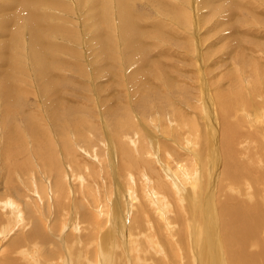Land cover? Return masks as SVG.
I'll return each instance as SVG.
<instances>
[{
  "label": "bare ground",
  "instance_id": "bare-ground-1",
  "mask_svg": "<svg viewBox=\"0 0 264 264\" xmlns=\"http://www.w3.org/2000/svg\"><path fill=\"white\" fill-rule=\"evenodd\" d=\"M19 1L20 0H7V2H9L8 4L5 3V1V4L3 3L2 5H0V14L2 13L0 17H3L4 19H2L5 21L4 24L0 25V31L1 28H8V25L6 23L9 22V19H11L10 15L7 16L5 14L3 16V10H7L6 8H8V6H13L15 8L19 3L20 5H22L23 10H26L27 13L30 12L28 15V19H26L24 23L30 28V31L32 32L31 38L33 37V39L36 40L38 36V38L40 39V43L43 45L45 41L42 43L41 40L46 37L43 36L44 33L42 35V31H40L39 33L37 32L39 30H43V13L40 14L38 12V14L35 15L37 10L32 11L30 9L32 0H26V2ZM116 1L118 4L116 3ZM127 1L128 0H115L116 7L118 6L117 16L115 17L109 15L108 9L110 7L108 6V0L107 2L106 0H96V5H91L88 8L91 12V23L97 24L98 27L99 24H101L104 29L106 28L105 26L107 24L110 25V27L114 25L112 29L107 26V28L111 30H105V33L108 32L105 36L103 35L102 27H99L98 32H100L101 34L100 36L93 38V40L96 41V44H98L99 48L102 51V54H106V60L107 58L109 60L113 59L112 57L114 55H112L111 52L113 49L120 50L122 48L124 54H127V60L129 61V63L133 64L138 69L140 68V70H145V67L138 63L139 61L142 63L144 62V50L140 46V43H144L145 47H151L152 44L146 45L145 39L151 37L152 35L148 33L147 29L144 30L145 26L144 24H140V17L138 19L137 17H135V15L134 17L136 19H133L134 21L128 20L129 16L127 13H129V5H126ZM159 1H161V3L163 4L162 0ZM217 1L218 0H215L213 3ZM189 3L190 2H188V4ZM5 5H7V7ZM106 5L109 8H107ZM48 9L49 8H47V10ZM213 9L215 8L211 7L210 14H212ZM160 10L161 9H159V11ZM161 11V15H164V10ZM92 12H95V14ZM232 13L234 14V9ZM173 15L174 14H172V16ZM47 16L48 15H46V18ZM175 16L176 15H174L173 18ZM49 17H52V14L51 16L49 15ZM43 21H45V19ZM111 22L113 24H109ZM47 24L51 23L47 22ZM54 24L57 25V23L55 22ZM116 24L118 25V27H115ZM51 25H49V27ZM227 25L230 26V28H227V34L230 35V37L227 39H232L234 37L232 41H236L238 43V46L240 44V39H238V37L234 35L235 33H233L235 29L233 22L232 24L227 22ZM139 28L141 29L139 30ZM116 30L117 33L124 34L122 40L125 41V44L120 43V41L118 40L120 39V37L118 39L115 38L116 41H114L115 43L118 42L119 46H117L116 44H112L111 41H109L110 39H112L111 33H113L114 36V34H116L114 33ZM51 31L57 32L55 27ZM6 32L8 31H5V33ZM102 36L105 39H103ZM157 36L159 37L160 35L154 34L155 38H158ZM236 38L239 42L236 40ZM105 40L106 42L102 43ZM49 45L50 44H48V46ZM209 47L211 48V46H208V48ZM234 48H230V46H227V44H225L226 54L228 56L232 55ZM34 49L35 48L33 47L32 58H35V56L38 54L34 51ZM36 51L38 52V50ZM117 51L118 50H116V52ZM209 52L208 53L211 54L214 51L210 49ZM167 54L169 55V53ZM1 55H3V53ZM136 55L139 57L134 58ZM43 57H47V55L45 56V52ZM43 57L39 56L41 64L40 73L44 76H47V71L49 68L47 61H49V57ZM52 57L53 56H51V58ZM246 58L247 57H245V60ZM120 61L121 60H119V62ZM220 62L221 61L218 60L217 64H219ZM253 62L255 63V61ZM109 64L108 62L106 63L107 67ZM261 70L259 71V73L263 74ZM236 73H228L226 81H234V84L235 82H237V84H235V87H239L240 85L245 84L246 87L244 92L251 93L252 95L248 96L254 99L248 104H244V108L246 110H250V106L254 108L257 104L261 110H264V88L262 87L263 94L260 89L257 92H251L252 86H250V83L248 82L250 80H246L244 82V76L247 73L245 71H243V74L239 72L241 75H243L244 78H242L241 75L240 78L239 75L235 77L237 75ZM134 74L137 75L136 72H134ZM145 75L146 74L142 76L145 77ZM116 77H118V82H116L118 84L116 85V87H119V85L121 84L120 79H124V77H122V75ZM116 77L113 76V80ZM262 78H264V76ZM135 79L139 83L142 90H147L149 87H152L146 84L147 82H142L139 75ZM46 84V86H48V89L50 90L53 84L52 81H48V83ZM155 84H157V82ZM17 88L18 87H16V90ZM153 89L154 87H152V90ZM221 90L217 88L211 94L212 107L210 105V101H208L207 105L210 112L208 110L206 111L205 118L202 117L199 110H195V108L198 107V104L196 105V107L191 106L193 107L191 108V110L195 111L194 114H191L188 113L187 109H183L182 107H173V103V106H171V102L169 101V107L175 109L171 110L170 108L168 110L171 111L168 112V110H166L167 108L163 110V107V109L161 111L159 110V112H152L154 113L152 115V119L142 118L141 121L138 119V121H136L135 123L131 118L123 121L118 120V123H116L117 121H114V123L108 122L109 124H111V126L108 125L110 127H108L110 130L108 137L114 140V142L116 143L114 148L116 149L113 150L111 148L112 146H108L106 155L107 158H109L107 159V163L105 161L104 162L105 165L108 164V166H110V159L114 158L115 163L116 161H118L121 165L119 169H116L117 173L115 174L114 182L110 177V174H113L111 173V171L109 174L110 179L105 180V175L107 176L108 174H105L106 170H104L102 167L101 159L99 160L100 155L98 152L100 150L98 151L96 149L98 146L96 142L95 146H93L95 139L92 140V142L89 138L90 133H85L83 130V132H80V130L76 129V132L72 133V126L76 125V122L74 123L72 119V121L70 122L73 123L67 126L64 124L65 122L63 123L61 121L65 126H63L62 129L59 127L61 129L60 134L65 139H67L68 143L70 142L69 139H71L73 136L75 137H73L74 139L83 142V144L89 145L90 142L93 143L92 145H90L89 150L84 148L85 146H80L79 148L77 147L78 150L80 149L84 153V157L82 156V158H85L86 155H88L87 158L89 159L92 157L91 160H88V162L91 163L88 164V162L84 161L87 164L81 165L79 161L84 163L82 160H74V166L70 164L68 165L67 171L69 172L71 170V174L68 175L70 178H68V180L66 181L65 177H67V175L65 173L68 172H65L63 169L64 166L62 167L57 162L56 167L54 166L55 168L53 169V177L55 178V182L48 183L47 189H45L46 186H42L43 191H39L37 188L35 189L37 190V195H39L38 193H41V196L43 197L41 205H43V207H45L46 209L45 210L43 208L46 211V214H43L44 217H48L50 216V214H52V216H50L52 217V219H48L50 222V224H47L48 227H45L46 224H43L44 220L41 219L42 216H38V212L40 210L38 211L34 209L36 205L33 208L27 205V209L24 210L25 212L27 211L25 218L23 209L18 206L17 203H15L11 195L9 196L10 199L7 198L8 196L0 199V264H50L46 262V260L48 259L55 260L52 264H57L56 259H58L57 261H59L60 264H70L71 260L73 259L71 258V255L72 257L76 256V258H74L76 260H73L71 264H264V232H262L264 230V144L262 143V146L258 143V141H256L259 140V136H263L260 134L261 132L259 130V125L257 124L264 120V112L257 113L249 112L246 110H239L238 113L237 109L234 110L233 107L229 108L227 106L223 108H226L227 113H224L223 111L221 112L217 109L219 105L218 100L223 101V99L228 95L232 96V92L226 93L222 92ZM229 90L234 92L233 87H231ZM18 91H20V88L19 90H17V92ZM48 92L50 93V91ZM54 92L56 93V90H54ZM18 93L20 94V92ZM0 94L4 95L5 101H7L9 97H11V92L8 85H3ZM55 95L57 96V94ZM55 95L53 96V98L55 97ZM246 96H240V98H245ZM47 97L48 96L46 95V98ZM56 98L53 99V101H56L55 103L56 105H58V100H56ZM136 102H138V100ZM53 112V116H55L56 120L58 118L59 112H57V110H54ZM184 112L187 113V115ZM210 113H213L214 119L218 118L216 125H214L213 123L211 124V126H216L215 128H217V124H221L220 131L218 130L219 135H217V132L214 130V139L212 138L213 136L211 137V135L209 134L210 125L203 122V120L208 121V119L210 118ZM77 118H74V120L77 121ZM67 119H69V117ZM187 119H190V122H188ZM60 120L64 119H57V122H60ZM110 120L113 121L112 118ZM233 120L234 122L235 120L238 122L236 126H233V124L229 123L233 122ZM151 121H155V123L152 125H155L157 123L158 127L156 129L151 125L150 127H152L153 131H150L148 129V125L150 124L149 122ZM66 122L68 121L66 120ZM106 124L107 123H105L104 125ZM78 126L80 127L81 125ZM103 127L99 130L105 129ZM59 128L58 134L60 131ZM87 129L89 130L90 128ZM146 130H149V132H147ZM128 131H134V133L129 136L127 135ZM70 135L72 136L71 138ZM10 136L11 134H9V138ZM241 136H248V140H250V142H256L255 147H258V152H255L254 155H250L251 151L238 150L236 148V143H238L237 139ZM59 142L62 143L61 140ZM29 144H32V148H35L34 145L36 143ZM75 149H71L70 151V154L73 156L72 158H77V154H79V152L81 153L80 150L78 151L77 149ZM260 151L263 152V158L262 162L259 164L260 166H257L255 165L257 164L255 163L257 161L255 158L257 154L260 155ZM75 152H77V154ZM11 153H15V151ZM7 154H9L8 151L4 149L3 155L8 157ZM79 155L81 156V154ZM93 160L98 161L93 162ZM92 163L98 164L94 165ZM7 164L10 165L11 163L7 162ZM96 167H99L98 169L100 173L98 172V176L101 175V180H99L100 177L97 178L96 174L98 173H95L96 171L94 172V169H96ZM125 167H128L127 172L123 171ZM106 169L109 170V168ZM90 176L93 179H91ZM88 179H90L93 188L97 193L99 187H106V193L103 194L104 191L102 192V194L99 192V195L97 196L94 192V189H91L92 192L90 193L89 186L87 185ZM115 179L118 183V186L115 183ZM69 180L71 182V187H69L67 183ZM97 180H99L100 183ZM123 180H125L124 187ZM113 184H115L114 188L118 187L116 192L118 193V197L115 198L117 202H114V199L112 200V193H110V187L112 189ZM22 185L23 184H21V186ZM22 187L20 188L22 189ZM255 187L257 189H255ZM15 188L18 193L21 192L20 188L14 187V190ZM248 189L250 190L249 192ZM70 196L71 198H73V203L72 200L71 205L69 203V208L71 209L73 220L76 218V215H78V218L76 219L77 223H75L74 227H72V230L75 229L74 231L77 235H75V239L71 243H69L70 241L68 242L67 240V242L69 243L68 244L67 242H65V240L67 239L66 237V239L64 240L62 238V235L59 236L60 234H63V232H61L63 230V227H61L60 229L58 228L59 231L57 230V235H55L56 231L54 225H56V222L61 223L60 220H62L63 216L65 215L63 211L68 208L67 203L68 201H70ZM83 199L87 202H83ZM17 200L19 201V199ZM105 200L111 201L110 208L107 207ZM88 201L94 206V210H99V217L96 215L97 212L94 214V212H88L86 210L88 205L90 204L89 203L87 205ZM34 202L37 203L38 201ZM52 204H54L55 208ZM39 207L41 206L39 205ZM30 217L33 218V221L30 223V227L28 229H25V227L29 226V223H27V219L29 220ZM100 218L101 221H98ZM62 223H65L64 220L62 221ZM82 224H84V227L82 226ZM96 230H99L101 232L98 238H96L98 233L95 235L96 237L93 233V231ZM52 235L53 237L55 236L54 239ZM68 235L71 234L68 233ZM64 236H66V234ZM68 238L69 240H71L70 237ZM55 241L57 242V245L55 244ZM135 242L139 244V249L134 248L137 244ZM73 244L74 246H76L75 249L71 248ZM36 245L39 247H37ZM48 249H54L56 250V253L52 250L50 255H41V258H39V255L36 259V251L42 252L47 251ZM117 250L119 251L117 252ZM35 261L36 263H34Z\"/></svg>",
  "mask_w": 264,
  "mask_h": 264
},
{
  "label": "rangeland",
  "instance_id": "rangeland-1",
  "mask_svg": "<svg viewBox=\"0 0 264 264\" xmlns=\"http://www.w3.org/2000/svg\"><path fill=\"white\" fill-rule=\"evenodd\" d=\"M20 1L26 2V0H20ZM162 1L163 4L159 0H128L126 4L129 5L128 6L129 13H127L129 16L128 20L134 21L136 19L135 17H137L138 19L140 17V24L141 25L144 24L145 26L144 30L147 29L148 33L152 35L151 37L145 39L146 45L152 44L151 47L150 46L145 47L144 43H140V46L144 50V58H143L144 62L142 63L139 61L138 63L143 65L145 67V70H140V68L138 69L136 68V66L129 63V61L127 60V54H124L122 48L120 50L113 49L111 51L112 55H114L112 57L113 59L109 60L107 58L106 60V54L104 53L102 54L101 49L99 48L98 44H96V41L93 40V38L100 36L101 33L98 32L99 27H102L103 35L105 36L108 33V32L105 33V30L109 29L107 28V26L110 27V25L107 24L105 26L106 28L104 29L103 26H101V24H99L98 27L97 24L91 23L90 21L91 12L90 9L88 8L91 5L92 6L96 5L97 3L96 0H32L31 1L32 5L30 6V9L32 11L37 10L35 15H37L38 12L40 14L43 13L42 16L44 15L42 18L43 30L37 31L38 33L42 31V35L44 33L43 36L46 37L44 39L42 38L43 40H41L42 43L45 41L43 44L44 46L40 43V39L38 38V36L36 40L33 39V37L31 38L32 32L30 31V28L26 26L24 23L26 19H28V15L30 12L27 13L26 10H23L22 5H20L19 3L18 5H16L15 8L13 6H8L9 9L6 8L7 10H3L4 11L3 16L5 14L7 16L10 15L11 19H9L8 20L9 22L6 23L8 25L7 26L8 28H4V29L1 28L0 31V92L3 88V85H8L11 92V97H9L7 101H5L4 95L0 94V199L7 196H8L7 198L10 199L9 196L11 195L15 203H17V205L23 209L24 216L26 215L27 212L24 211L25 209H27V205H29L32 208L36 205L34 209L38 211L40 210L38 212V216L40 217L42 216L41 219L44 220L43 224H46L45 227H48L47 224H50L49 220L52 219V217H50L52 216V214H50V216L48 217H44L43 214H46L45 211L46 209L45 207H43V205H41V202L43 201V197L41 196V193H38L39 195H37V190L35 189L37 188L39 191L40 190L43 191L42 186L44 187L46 186L45 189H47L48 183L55 182V178L53 177L54 175L53 169L56 167L57 162L62 167L64 166L63 169L65 172H68L67 171L68 165L69 164L75 165L76 159L77 160L80 159L83 162L84 161L88 162V160L92 159V157L90 159L87 158L88 155H86L85 158H82L84 153L80 149L79 150L81 151V153L79 152V154H81V156L77 154V152H75L77 154L76 156L77 158L75 157L72 158L73 156L70 154L71 149L76 148L78 150L80 146L83 147L85 146L84 148L89 150L90 145H92L93 143L90 142L89 145L83 144V142L74 139L75 137L73 136L74 137L73 138L71 135L70 138L72 137L71 138L72 140L69 139L70 142L68 143L67 139H65L60 134L61 129L65 125L68 126L69 124L76 122L75 123L76 125L72 126L73 129L72 133L76 132V130H80V132L84 131L85 133L88 134L90 133L89 138L91 139V141L95 139L93 146H95V142H96V144L98 145L96 149L98 151L100 150L98 152L100 155L99 160L101 159L102 167L104 170H106L105 174H108L107 176L105 175V180L110 179L109 174L111 171V173L113 174H110V177L111 180H113L114 182L115 174L117 173L116 169H119L121 165L118 161H116L115 163L114 158L110 159L109 165L110 166L112 165L111 167L108 166V164H106L107 167L105 165V162L107 163V159L109 158V157L107 158L106 155L108 146H112L111 148L113 150L116 149L114 148L116 143L114 142L113 139L108 137V134L110 133L109 126H111V124L109 123L111 122L114 123V121L115 122L117 121L116 123H118V120L123 121L128 118L133 119L134 123L138 121V119L141 121L142 118L152 119L153 118L152 115L156 112H159V110L161 111L163 107H164L163 110H165V108H167L166 110L170 109L171 108L169 107L170 102H171L170 104L171 106L174 105L173 107L175 108L182 107L183 109H187L188 113L191 114H194L195 112L191 110V108H193L191 106L196 107V105L198 104L197 105L198 107L197 108L194 107V108L195 110H199L202 117L205 118L206 111L208 110V105H207L208 101H210V105L212 107L211 94L217 88H219L220 90L222 88L221 90L222 92H226V93L232 92V96L228 95L223 99V101L218 100L219 105L217 109L220 110L221 112L223 111L224 113H227L226 108L225 109L223 108L225 106L229 108L233 107V109L234 110L237 109L239 113V110H246L244 108V104H248L254 99L248 96V95H252L251 93L244 92L246 87L245 84L240 85L239 87H235V84H237V82H235L234 84V81H229V80L226 81V77H228V73L230 72L236 73L237 71L236 73L237 75L235 77L239 75L240 78V75L243 74V71H245L247 73L244 76L245 78L243 77V75H241V77L244 78V82L246 80L247 81L250 80L248 82L250 83L249 85L252 86L251 92L254 91L257 92L260 89V91H262L263 94L264 78L262 77L264 76V66H263L264 65V54H263L264 53V34H263L264 33V0H218L215 3H213L215 0H162ZM187 1L190 3L188 4ZM4 2L7 4L9 3L7 2V0H0V5H2ZM116 3L115 0H108V6L110 8L107 7L106 5V7L109 8L108 9L109 15L113 17L117 16L118 6L116 7ZM5 6L7 7V5ZM211 7L215 8L212 10L213 11L212 14H210ZM47 8L49 9L47 10ZM159 9L164 10L165 14L161 15L162 11L161 10L159 11ZM233 9H234V14L232 13ZM50 13L52 14V17H49V15L51 16ZM92 13L95 14V12ZM172 14L176 16L173 18L174 15L172 16ZM0 15H2V13ZM46 15H48L47 18ZM0 18H1L0 25L4 24L5 23V21L3 20L4 18L3 17ZM44 19L48 23L52 24L53 22L52 24L53 26L43 21ZM54 22L57 23V25L54 24ZM227 22L230 24H232L233 22V25L235 27L233 33H235L234 35L238 37V39H240V42L237 40V38L236 40L240 44L242 42L244 44L242 43L241 46L240 44L237 46L238 43L234 40L232 41L234 37L232 39L231 38L227 39L230 37V35L227 34L228 33L227 28H230V26L227 25ZM109 24H113V23L111 22ZM49 25L51 26L49 27ZM54 27L56 28L57 32L51 31L54 29ZM113 27L114 25L110 28L112 29ZM115 27H118V25L116 24ZM111 29H109V31ZM140 29L141 28H139V30ZM5 31L8 32L5 33ZM114 33H116L114 34V36L113 33H111L112 39H110L109 41H111L112 44H116L117 46H119L118 42L115 43L114 41H116V39L120 37V39H118L120 43L125 44V41L122 40L124 34L117 33V30ZM154 34H158L162 37L157 36L158 38H155ZM103 39L105 38L103 37ZM105 42L106 40L102 43ZM214 43H216L217 45ZM48 44L50 45L48 46ZM225 44H227V46H230V48L231 47L234 48L237 46L236 48L233 49L232 55L228 56L226 54ZM208 46H211V48L210 47L208 48ZM33 47L35 48L34 51L38 53L35 56V58H32ZM210 49L214 51L211 54H209ZM36 50H38V52ZM116 50L118 51L116 52ZM44 52H45V56L47 55V57H49L48 58L49 61H47L49 65L47 76H44L40 73L41 64H40L39 56L43 57ZM2 53L3 55H1ZM167 53H169V55ZM51 56L53 57L51 58ZM47 57H43V58H47ZM137 57L139 56L136 55L134 58ZM245 57H247L246 60ZM119 60L121 61L119 62ZM218 60L221 61L219 64H217ZM253 61H255V63ZM105 62L106 63L108 62V64L110 63L108 67ZM210 65L213 66L216 65V66L213 67ZM116 67L118 70L116 69ZM121 70H123L124 73ZM260 70L261 72H263V74L259 73ZM134 72H136L137 75H135ZM239 72H241V74ZM144 74H146L145 77L142 76ZM255 74L257 77L255 76ZM120 75H122L124 79L123 78L120 79L121 84L119 85V87H116V85L118 84L116 83L118 82L117 80L118 77L116 76H120ZM138 75L140 76V80L142 82L144 83L147 82L146 84L154 87V89L152 90V87H149L147 90H142L139 83L135 79L138 77ZM113 76L116 77L114 78V80H113ZM48 81H52L53 83L50 90L48 89L49 87L46 86L47 85L46 83H48ZM154 81H156L158 85L155 84L156 82ZM229 82L231 83V85ZM16 87H18L17 90H19L20 88V91H18L20 92V94L17 92ZM231 87L234 88V92L229 90ZM54 90H56V93L54 92ZM48 91H50V93ZM55 94H57V96ZM46 95L48 96L47 98ZM54 95L55 97L53 98ZM240 96H246V97L240 98ZM52 98L53 99L56 98V100H58V105H56L55 103L56 101L54 102ZM171 98L174 100H172ZM137 100L138 102H136ZM175 108H171V110H174ZM250 108H251L250 110L247 109L246 111L257 112V113L264 112V110H261L257 104L254 108H252L251 106ZM54 110H57V112H59L57 119H64V120H60V122H57V119L55 120V116H53ZM171 110H168V112ZM185 114L187 115V113ZM210 114H209L210 118L208 119V121L206 120L207 121L206 122L203 120V122L208 123L210 125L209 134L211 135V137L213 136L212 138L214 139L215 131L217 132V135H219L218 130L220 131L221 124L218 123L217 128H215L216 126L215 127L211 126V124L213 123L214 125H216L218 118L214 119L213 113L211 115ZM211 116L213 120L211 119ZM68 117L69 119L70 118L71 119L70 120L67 119ZM74 118L75 119L77 118V121L74 120ZM99 118L104 121H101ZM111 118L113 121L110 120ZM72 119L73 122H70L72 121ZM66 120L69 123L66 122ZM187 120L188 122H190V119ZM61 121L63 123L65 122L64 123L65 125ZM100 121L103 123H101ZM88 123L90 126L88 125ZM105 123H107L106 124L107 126L104 125ZM149 123H150L148 125L149 128L148 127L147 128L150 131H153L152 127H155L156 129L158 128L157 123L155 125H152L155 123V121H151ZM229 123L233 124V126H236L238 124L236 120L235 122L233 120V122H229ZM263 124H264V120H262V122H259L257 124L259 125V130L261 132L260 134L263 136L262 137L259 136L258 138L259 140L255 139L262 146L264 144ZM78 125L81 126L79 127ZM151 125L152 127H150ZM101 126L102 127L104 126L103 128L105 129L99 130L100 128L102 129ZM58 128L60 130L59 134H58ZM87 128L90 129L88 130ZM149 130L146 131L149 132ZM133 133L134 131L132 132L128 131L127 135L130 136ZM9 134H11L10 136L11 139L9 138ZM59 136H61L62 138ZM248 139H249L248 136L239 137L237 139L238 143H236V148L241 151L242 150L251 151L250 155H254L255 152H258V147H255L256 142L252 143ZM60 140L62 141V143L59 142ZM29 143H34V144L36 143L34 145L35 148L34 147L32 148L33 145ZM4 149L8 151L9 153L7 154L8 157L4 156L5 153L3 155ZM62 150L64 153L62 152ZM10 151L11 152L15 151V153H11ZM259 154L260 155L257 154L255 158L257 160L255 162L257 164L255 165L257 166L262 162V158H263V152L260 151ZM97 161L98 160H93V162H97ZM7 162L11 164L8 165ZM79 162L81 163V165L87 164L85 162L84 163H82L81 161ZM90 163L88 162V164ZM98 168L99 167H96V169H94V172L96 171L95 173L99 172ZM106 168H109V170ZM127 168L128 167H125L123 171L127 172ZM99 173L96 174L97 178L101 176V175L98 176ZM65 174L67 175V177H65L67 181L68 178H70L68 175L71 174V170ZM91 179L93 178L91 177ZM99 180H101V177L99 178ZM99 180L97 181L100 183ZM67 183L69 187H71L70 180ZM87 183H88L87 185L89 186V192L91 193L92 192L91 189L94 188L90 179L87 180ZM115 183L118 186L116 179H115ZM21 184H23L22 185L23 187L21 186ZM124 184H125V180H123V187ZM114 185L115 184H113L112 189L110 187V193H112L111 195L112 200L114 199L113 201L117 202L115 198L118 197V193H116L118 187L114 188ZM14 187L17 188L22 187V189L20 188L21 192L18 193L16 191V188L14 190ZM105 188L106 187L104 188L99 187L98 193L95 191V189L94 192L97 196L99 195V192L102 194V192L104 191L103 194H105L107 191V188L106 189ZM255 189L257 188L255 187ZM34 190L36 191V193ZM249 191L250 190L248 189V192ZM17 199H19V201ZM69 200L70 201H68L67 203L68 208H66V210L63 211L65 215L63 216V219L60 220L61 223L56 222V225L54 224L53 225L56 231L55 235H57L59 229L63 227V230L61 231L63 232V234H60L59 236L62 235L63 236L62 238L64 240L67 238L65 242H67L68 240V242L70 241L69 243H71L72 241H74L75 235H77L75 234L74 231L75 229L72 230L73 229L72 227H74V224L77 223L76 219L78 218L77 217L78 215H76V218L73 220L71 209L69 208L71 205V200L73 203V198H71L70 196ZM34 201H38L39 204L38 202L35 203ZM83 202H87V201L83 199ZM105 202L107 207L110 208L111 201L105 200ZM89 203L90 202L88 201L87 205ZM39 205L41 207H39ZM52 205L54 206V204ZM86 210L88 212H94V214L97 212L96 215L98 216L99 210L97 209L94 210V206L91 203L88 205ZM63 220L65 223H62ZM32 221H33L32 217H30L29 220L27 219V223H29V226L27 225L28 227H25V229L26 228L28 229L30 227V223ZM98 221H101V218ZM82 226L84 227V224H82ZM262 232H264V230ZM68 233L71 235H68ZM93 233L94 236L98 233L97 237L95 236L96 238H98L101 232L99 230L98 231L96 230L93 231ZM65 234L66 236H64ZM68 237H70L71 240H69ZM55 244L57 245L56 241ZM71 248L75 249L76 246H74L73 244ZM134 248L139 249V244L137 243ZM48 250L50 253L48 252ZM48 250L42 252L36 251L37 252L36 259L38 258L39 255H40L39 258H41V255L42 256L50 255L52 250L53 252L56 253V250L54 249L52 250L48 249ZM118 251L119 250H117V252ZM71 258L73 259L71 260L70 264L72 263L73 260H76L74 259L76 258V256L72 257L71 255ZM57 260L58 259H56L57 264H60L59 261ZM54 261L55 260L53 259L46 260V262L50 264H52ZM34 263H36V261Z\"/></svg>",
  "mask_w": 264,
  "mask_h": 264
}]
</instances>
